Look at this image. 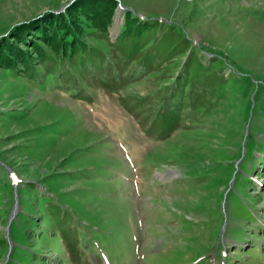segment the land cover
<instances>
[{
	"label": "rangeland",
	"instance_id": "rangeland-1",
	"mask_svg": "<svg viewBox=\"0 0 264 264\" xmlns=\"http://www.w3.org/2000/svg\"><path fill=\"white\" fill-rule=\"evenodd\" d=\"M73 1L0 0V36ZM126 11L131 88L0 67V264H264V0H118L112 41Z\"/></svg>",
	"mask_w": 264,
	"mask_h": 264
},
{
	"label": "trees",
	"instance_id": "trees-1",
	"mask_svg": "<svg viewBox=\"0 0 264 264\" xmlns=\"http://www.w3.org/2000/svg\"><path fill=\"white\" fill-rule=\"evenodd\" d=\"M117 4L118 0H74L61 12L49 10L15 24L0 36V67L11 68L37 83L48 76L58 90L75 89L77 96L88 101L91 96L84 91L82 81L89 77L99 76L101 83L116 93L131 88V83L146 73L149 55H138L156 29L126 11L120 32L112 41L109 28ZM90 36L104 40L108 49L117 51L115 56L90 42ZM4 244L5 240L0 239V245Z\"/></svg>",
	"mask_w": 264,
	"mask_h": 264
},
{
	"label": "water",
	"instance_id": "water-1",
	"mask_svg": "<svg viewBox=\"0 0 264 264\" xmlns=\"http://www.w3.org/2000/svg\"><path fill=\"white\" fill-rule=\"evenodd\" d=\"M120 8H123V7L120 6Z\"/></svg>",
	"mask_w": 264,
	"mask_h": 264
}]
</instances>
